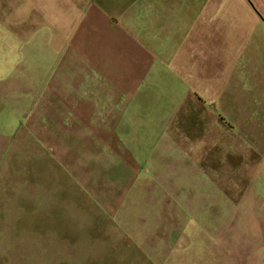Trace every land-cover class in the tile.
I'll return each mask as SVG.
<instances>
[{
    "label": "crops",
    "instance_id": "obj_1",
    "mask_svg": "<svg viewBox=\"0 0 264 264\" xmlns=\"http://www.w3.org/2000/svg\"><path fill=\"white\" fill-rule=\"evenodd\" d=\"M245 5L264 10V0ZM215 7V0H0V110L8 95L21 128L10 154H20L25 138L50 137L49 128H23L15 110L30 104L37 122L62 115L80 122L85 134L114 139L116 158L137 181L252 179L264 152V106L255 113L241 100L236 128L208 104L230 94L226 73L215 69L230 50L216 37ZM225 145L226 162L219 148ZM155 153L172 157L160 164ZM8 167L0 166V181H38L33 168L28 179L15 162ZM30 200L35 213L39 195ZM260 256L251 251L236 261L253 264Z\"/></svg>",
    "mask_w": 264,
    "mask_h": 264
},
{
    "label": "rangeland",
    "instance_id": "obj_2",
    "mask_svg": "<svg viewBox=\"0 0 264 264\" xmlns=\"http://www.w3.org/2000/svg\"><path fill=\"white\" fill-rule=\"evenodd\" d=\"M245 2L215 0V34L230 45L215 69L226 73L230 94L208 104L236 128L241 100L255 113L264 106V10H244ZM1 102L0 166L15 162L28 179L33 168L38 181H0V197H8L0 202V264H237L251 251L262 252L253 264H264V152L248 181H137L116 158L114 139L85 134L62 115L37 122L30 104L15 110L23 128H49L50 137L42 142L36 133L20 154H10L21 128L9 96ZM106 121L101 125L110 129ZM197 143L204 151L203 139ZM219 148L226 162V145ZM171 157L152 154L160 164ZM31 194L39 195L35 213Z\"/></svg>",
    "mask_w": 264,
    "mask_h": 264
}]
</instances>
